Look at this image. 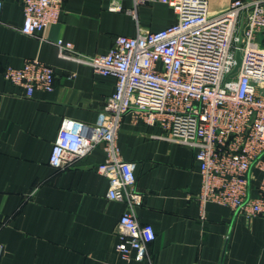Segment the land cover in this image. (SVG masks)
<instances>
[{
	"label": "crops",
	"instance_id": "obj_1",
	"mask_svg": "<svg viewBox=\"0 0 264 264\" xmlns=\"http://www.w3.org/2000/svg\"><path fill=\"white\" fill-rule=\"evenodd\" d=\"M232 1L207 0L209 13L224 11ZM23 18L21 0H2L0 264H264V216L246 218L214 202L202 204L194 149L167 138L158 124L126 113L116 138L142 193L136 218L156 233L145 260L123 259L116 250V225L126 203L107 197L108 180L96 170L103 150L94 148L64 170L49 164L62 122L96 123L115 91L113 75L59 56L55 42H70L81 54H102L117 35L176 22L174 10L159 1L63 0L58 20L39 35L20 30ZM27 59L53 68L51 90L25 96L4 78L6 66L20 67ZM261 179L254 169L251 195Z\"/></svg>",
	"mask_w": 264,
	"mask_h": 264
},
{
	"label": "built area",
	"instance_id": "obj_2",
	"mask_svg": "<svg viewBox=\"0 0 264 264\" xmlns=\"http://www.w3.org/2000/svg\"><path fill=\"white\" fill-rule=\"evenodd\" d=\"M146 1L168 4L176 22L134 36L117 35L102 54H81L70 42H55L59 56L113 75L115 91L105 99L96 123L65 119L49 156L53 168L64 170L94 148L103 150L96 170L108 180L107 197L126 203L116 225V250L121 258L137 261L147 258L156 233L136 218L142 193L131 162L116 143L126 113L160 125L167 138L194 149L202 204L214 202L246 218L264 216V0H233L218 14L209 13L207 0H134ZM62 3L21 0L20 30L42 34L58 20ZM3 75L25 96L54 85L53 68L38 59L6 66ZM254 169L262 179L251 195Z\"/></svg>",
	"mask_w": 264,
	"mask_h": 264
}]
</instances>
